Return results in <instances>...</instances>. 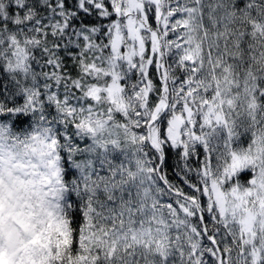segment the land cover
Listing matches in <instances>:
<instances>
[{"label": "snow or ice", "instance_id": "obj_1", "mask_svg": "<svg viewBox=\"0 0 264 264\" xmlns=\"http://www.w3.org/2000/svg\"><path fill=\"white\" fill-rule=\"evenodd\" d=\"M0 264H264V0H0Z\"/></svg>", "mask_w": 264, "mask_h": 264}, {"label": "trees", "instance_id": "obj_2", "mask_svg": "<svg viewBox=\"0 0 264 264\" xmlns=\"http://www.w3.org/2000/svg\"><path fill=\"white\" fill-rule=\"evenodd\" d=\"M168 171H169L170 176L173 178L174 182H178V181L176 180V177H175L174 173L172 172V170L169 169Z\"/></svg>", "mask_w": 264, "mask_h": 264}]
</instances>
